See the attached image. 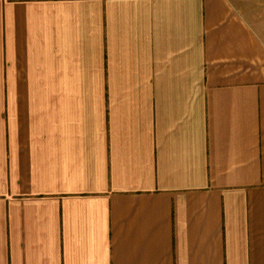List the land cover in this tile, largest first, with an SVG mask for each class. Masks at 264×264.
<instances>
[{"label": "crops", "instance_id": "1", "mask_svg": "<svg viewBox=\"0 0 264 264\" xmlns=\"http://www.w3.org/2000/svg\"><path fill=\"white\" fill-rule=\"evenodd\" d=\"M248 0H0V264H264V35Z\"/></svg>", "mask_w": 264, "mask_h": 264}, {"label": "rangeland", "instance_id": "2", "mask_svg": "<svg viewBox=\"0 0 264 264\" xmlns=\"http://www.w3.org/2000/svg\"><path fill=\"white\" fill-rule=\"evenodd\" d=\"M248 5L251 7L253 14L257 15L259 19L255 22V27L264 35V0H248Z\"/></svg>", "mask_w": 264, "mask_h": 264}]
</instances>
